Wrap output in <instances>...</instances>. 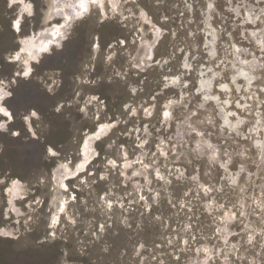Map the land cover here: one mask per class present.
<instances>
[{
    "label": "clouds",
    "instance_id": "obj_1",
    "mask_svg": "<svg viewBox=\"0 0 264 264\" xmlns=\"http://www.w3.org/2000/svg\"><path fill=\"white\" fill-rule=\"evenodd\" d=\"M0 61V264H264V0H0Z\"/></svg>",
    "mask_w": 264,
    "mask_h": 264
},
{
    "label": "rangeland",
    "instance_id": "obj_2",
    "mask_svg": "<svg viewBox=\"0 0 264 264\" xmlns=\"http://www.w3.org/2000/svg\"><path fill=\"white\" fill-rule=\"evenodd\" d=\"M2 62H3V61H0V63H2ZM5 71H10V68L6 66ZM25 87H26V86H25ZM25 95H27V94L25 93ZM10 143H16V142H14V141H10ZM10 155L14 156L15 154H14V153H10Z\"/></svg>",
    "mask_w": 264,
    "mask_h": 264
}]
</instances>
